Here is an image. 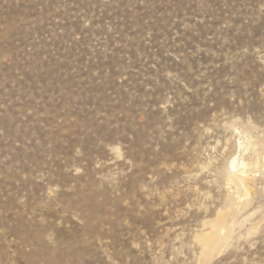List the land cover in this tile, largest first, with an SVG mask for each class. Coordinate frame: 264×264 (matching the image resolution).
<instances>
[{
  "label": "rangeland",
  "instance_id": "obj_1",
  "mask_svg": "<svg viewBox=\"0 0 264 264\" xmlns=\"http://www.w3.org/2000/svg\"><path fill=\"white\" fill-rule=\"evenodd\" d=\"M0 264H264V0H0Z\"/></svg>",
  "mask_w": 264,
  "mask_h": 264
},
{
  "label": "bare ground",
  "instance_id": "obj_2",
  "mask_svg": "<svg viewBox=\"0 0 264 264\" xmlns=\"http://www.w3.org/2000/svg\"><path fill=\"white\" fill-rule=\"evenodd\" d=\"M243 164H244V163H243ZM243 164L241 163V165H243ZM231 166H232L233 169H235V168L237 167V161H235V162L233 161V163L231 164ZM243 166H244V165H243ZM242 168H243V167H242ZM245 168H246V167H245ZM246 169H247V168H246ZM239 173H240V172H239ZM243 173L246 174L245 170H244ZM244 174H242V175L244 176ZM246 175H247V174H246ZM246 175H245V176H246ZM240 181H241L242 184L244 183V180L240 179ZM240 181H239V182H240ZM243 185H244V184H243Z\"/></svg>",
  "mask_w": 264,
  "mask_h": 264
}]
</instances>
